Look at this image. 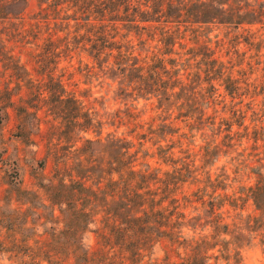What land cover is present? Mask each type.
I'll list each match as a JSON object with an SVG mask.
<instances>
[{"label": "trees", "instance_id": "16d2710c", "mask_svg": "<svg viewBox=\"0 0 264 264\" xmlns=\"http://www.w3.org/2000/svg\"><path fill=\"white\" fill-rule=\"evenodd\" d=\"M3 35L1 65L36 100L16 115L45 108L46 129L34 187L9 183L0 198V264L264 252V0H0ZM71 64L121 106L101 116L67 91ZM39 226L65 239H35Z\"/></svg>", "mask_w": 264, "mask_h": 264}, {"label": "rangeland", "instance_id": "374dc122", "mask_svg": "<svg viewBox=\"0 0 264 264\" xmlns=\"http://www.w3.org/2000/svg\"><path fill=\"white\" fill-rule=\"evenodd\" d=\"M6 41V36H0V43ZM22 58H24V55H22ZM61 65L53 70L55 77L61 72ZM18 72L20 76H24L26 71L20 69ZM32 73L34 74L33 71ZM64 81L67 91L82 92L85 95V102L94 106L101 116H105L106 112L121 106V100L115 95L113 87L102 83L99 79H95L94 76L83 75L76 68L75 64H71L65 68ZM54 82L55 79H53L49 87L51 94L56 93ZM23 83L24 81H20V85L16 86L15 76L11 74V69L4 68L0 62V102L1 104L8 102L9 91L12 93L9 99L13 102L6 109L7 115L4 110L0 111V198L5 195V189L8 188L9 183L12 184L20 181L26 188L34 187L36 181L34 176L42 172L38 167L37 161L43 155L44 147L40 134H43L46 129V125L42 122L45 108H41L38 112L37 118L40 119L29 116L27 122L22 123L20 121L16 115L17 109L36 103V100H33L34 97L28 95L27 88ZM40 104L39 102L38 106ZM153 114L152 111L148 110L143 117L147 118ZM38 123H41V131L38 129ZM54 123L56 124V122ZM107 130H110V127L106 126L103 129L104 132ZM54 138V141H56V134ZM50 168L51 163L48 162L43 172L48 173ZM13 197L16 198V195ZM32 219L35 220L36 217L32 215ZM43 232V228L39 226L36 229V233L39 236L35 237V239L60 241L65 239L63 237L53 238ZM19 238L26 240V238ZM32 240L31 238L30 241ZM154 256L152 255L151 257ZM243 259L244 264H264V252L259 245L247 248L243 251ZM1 263L8 264L6 260H2Z\"/></svg>", "mask_w": 264, "mask_h": 264}]
</instances>
